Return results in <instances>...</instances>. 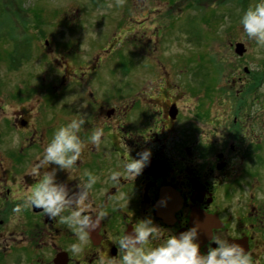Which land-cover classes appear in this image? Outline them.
Wrapping results in <instances>:
<instances>
[{
  "label": "flooded vegetation",
  "instance_id": "af4514ba",
  "mask_svg": "<svg viewBox=\"0 0 264 264\" xmlns=\"http://www.w3.org/2000/svg\"><path fill=\"white\" fill-rule=\"evenodd\" d=\"M217 15L223 33L242 31L230 11ZM226 39L224 60L208 54V75L203 69L197 74L192 58L136 60L128 52L114 62L104 59L112 47L93 43L81 49L71 43L63 56L44 52L51 65L40 81L23 85L21 70L13 88L4 83L3 99L16 106L6 113V105H0V264H99L102 256L118 255L115 238L145 217L173 234L199 224L203 253L217 246L212 236L243 245L253 264H264V117L257 92L264 77L243 64L248 44ZM257 56L255 63L262 66L264 52ZM234 64L244 74L230 78ZM51 68L58 75L47 82ZM230 82L248 85L233 92ZM78 110L87 120L82 137L102 127L106 139L99 151L85 154L76 181L63 172L58 179L76 191L87 171L96 174L99 181L89 199L104 205L108 216L90 234L83 254L74 256V230L41 209L23 208V201L34 183L25 171ZM121 139L132 158L145 149L151 157L133 184L122 180L114 186L109 173L127 156Z\"/></svg>",
  "mask_w": 264,
  "mask_h": 264
},
{
  "label": "rangeland",
  "instance_id": "374dc122",
  "mask_svg": "<svg viewBox=\"0 0 264 264\" xmlns=\"http://www.w3.org/2000/svg\"><path fill=\"white\" fill-rule=\"evenodd\" d=\"M257 2L225 0L223 6H216L213 0H0V105H6V113L16 106V101L3 99L4 83L13 88L22 72L23 85L40 81L44 74L42 71L51 65L44 52L52 49V55L63 56L71 43L81 49H87L93 43L98 48L112 47L113 53L104 59L114 62L126 59L128 52L130 55L132 52L131 57L136 60L146 57L192 58L198 62L197 74L203 69V74L208 75V54H213L216 60H224L222 45L227 42L228 35L248 44L249 51L245 56L248 63L243 64L252 73L259 71L264 77V64L255 63L264 47L258 48L254 41L244 36L243 31L223 33L219 29L221 22L217 15L221 10L230 11L237 26L241 27L240 16ZM45 40L47 45H44ZM227 59L233 61L230 57ZM56 71V68L49 69L47 82L58 75ZM27 74L35 75V78H26ZM242 74L241 65L231 66L230 78ZM225 78L224 84L229 81L225 82ZM247 85L248 82H230L233 92L242 86L245 90ZM257 92L264 117V80L259 83Z\"/></svg>",
  "mask_w": 264,
  "mask_h": 264
},
{
  "label": "clouds",
  "instance_id": "9594fccd",
  "mask_svg": "<svg viewBox=\"0 0 264 264\" xmlns=\"http://www.w3.org/2000/svg\"><path fill=\"white\" fill-rule=\"evenodd\" d=\"M239 24L248 40L264 47V0L248 7L240 16ZM85 117L86 114L78 110L75 118L59 127L24 173L34 183L26 190L23 208L41 209L44 216L53 220L59 218L73 229L77 242L71 245L70 250L74 256L83 254L90 234L108 216L104 205L89 199L99 181L96 174L87 171L86 179L75 185L76 191L58 179V174L63 172L67 174V179L71 177L76 181L85 154L99 151L106 139L102 127H97L87 139L82 137L87 124ZM121 142L127 156L122 157L120 166L109 173L108 179L114 186L120 185L122 180L133 184L149 165L151 157V150L145 149L138 153V158H132L128 155L130 149L122 139ZM126 199L128 204V197ZM14 211L19 213L21 207ZM200 230L199 224H196L173 234L155 224L151 217H145L137 220L130 231L124 230L115 238L118 255L102 256L99 264H253L251 253L243 245L228 239L211 236L217 246L203 253L199 243Z\"/></svg>",
  "mask_w": 264,
  "mask_h": 264
},
{
  "label": "water",
  "instance_id": "95a60500",
  "mask_svg": "<svg viewBox=\"0 0 264 264\" xmlns=\"http://www.w3.org/2000/svg\"><path fill=\"white\" fill-rule=\"evenodd\" d=\"M236 51H237L239 54L242 53L241 43H237V44H236Z\"/></svg>",
  "mask_w": 264,
  "mask_h": 264
},
{
  "label": "trees",
  "instance_id": "16d2710c",
  "mask_svg": "<svg viewBox=\"0 0 264 264\" xmlns=\"http://www.w3.org/2000/svg\"><path fill=\"white\" fill-rule=\"evenodd\" d=\"M13 62V61H12Z\"/></svg>",
  "mask_w": 264,
  "mask_h": 264
}]
</instances>
